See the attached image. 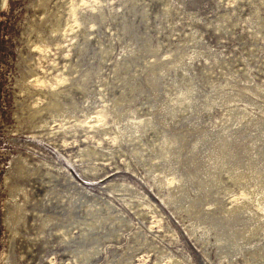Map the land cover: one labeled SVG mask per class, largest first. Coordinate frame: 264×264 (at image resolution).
Here are the masks:
<instances>
[{
    "label": "rangeland",
    "instance_id": "rangeland-1",
    "mask_svg": "<svg viewBox=\"0 0 264 264\" xmlns=\"http://www.w3.org/2000/svg\"><path fill=\"white\" fill-rule=\"evenodd\" d=\"M12 248L264 264V0L0 2V264Z\"/></svg>",
    "mask_w": 264,
    "mask_h": 264
},
{
    "label": "bare ground",
    "instance_id": "bare-ground-1",
    "mask_svg": "<svg viewBox=\"0 0 264 264\" xmlns=\"http://www.w3.org/2000/svg\"><path fill=\"white\" fill-rule=\"evenodd\" d=\"M1 4L3 5L5 0H1L0 1ZM52 107V106H51ZM59 109V108H58ZM52 110V109H51ZM42 115V114H41ZM19 161V160H18ZM24 161V160H23ZM24 163V162H23ZM22 162H19V165H20V171L19 172H23V169H24V164ZM27 170L29 171V168H27ZM20 190V188H14V192H18ZM18 205H14L11 207V210L8 214V219L10 221V223L12 224V226L15 228V226L17 225L18 221H19V218H20V215H18ZM21 213V212H20ZM21 221V220H20ZM46 223H48L47 221L44 222L45 225H47ZM20 224V222H19ZM47 227V226H46ZM19 263V260L15 254V251L14 249L12 248L11 249V252H10V255H9V264H18Z\"/></svg>",
    "mask_w": 264,
    "mask_h": 264
},
{
    "label": "water",
    "instance_id": "water-1",
    "mask_svg": "<svg viewBox=\"0 0 264 264\" xmlns=\"http://www.w3.org/2000/svg\"><path fill=\"white\" fill-rule=\"evenodd\" d=\"M1 1V0H0Z\"/></svg>",
    "mask_w": 264,
    "mask_h": 264
}]
</instances>
